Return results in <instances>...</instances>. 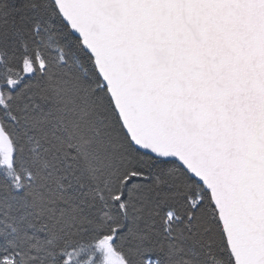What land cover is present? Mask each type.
<instances>
[{
	"label": "snow or ice",
	"instance_id": "obj_1",
	"mask_svg": "<svg viewBox=\"0 0 264 264\" xmlns=\"http://www.w3.org/2000/svg\"><path fill=\"white\" fill-rule=\"evenodd\" d=\"M0 264H264V0H0Z\"/></svg>",
	"mask_w": 264,
	"mask_h": 264
}]
</instances>
